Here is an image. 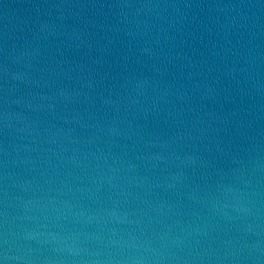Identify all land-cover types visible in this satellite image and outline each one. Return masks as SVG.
I'll return each instance as SVG.
<instances>
[{
  "label": "water",
  "instance_id": "1",
  "mask_svg": "<svg viewBox=\"0 0 264 264\" xmlns=\"http://www.w3.org/2000/svg\"><path fill=\"white\" fill-rule=\"evenodd\" d=\"M0 264H264V0H0Z\"/></svg>",
  "mask_w": 264,
  "mask_h": 264
}]
</instances>
